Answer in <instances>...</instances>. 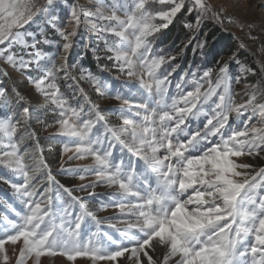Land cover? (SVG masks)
I'll return each instance as SVG.
<instances>
[{"label":"snow or ice","instance_id":"6c2138e0","mask_svg":"<svg viewBox=\"0 0 264 264\" xmlns=\"http://www.w3.org/2000/svg\"><path fill=\"white\" fill-rule=\"evenodd\" d=\"M55 3L0 0V60L4 64L17 70L29 66L31 61L17 58L10 49L14 44L36 47L39 41L27 44L26 33L20 29L38 15L55 19ZM153 4L162 7L153 10ZM69 7L66 28L71 30L56 28L63 41L61 50L49 58L51 67L42 69L46 78H30V82L59 110V119L46 127L57 126L56 134L67 138L62 142L63 153H72L69 159L92 160L81 169L62 165V171L81 181L95 177L75 191L88 192L97 207H90L88 200L61 184L42 152L21 148L25 133L35 135L30 131L28 107L18 118L0 119V165L17 173L22 182L3 176L0 180L10 184L23 204L22 211L8 205L15 218L0 215V264H11L13 256L15 264H42L43 257L55 256L71 264L78 259L90 264H264V167L241 159H264V100L259 99L264 89L258 83H246L252 91L246 93V101L237 103L238 93L224 63L215 80L211 68L199 78L183 73L175 85L178 93L169 96V77L179 64L161 73L162 65L176 56L153 55L150 38L172 24L185 8V0H112L110 4L95 0L90 8L77 3ZM193 10L200 15L195 24L185 23V28H198L201 17L209 14L221 24L227 20L244 28L234 17H223V9L214 10L207 0H190L187 11ZM82 25L104 34L106 58L138 81L135 91L142 100H133L131 90L122 95L91 72L79 78L71 75L68 57ZM108 36L115 39L109 41ZM241 71L255 75L250 68L241 66ZM0 72L8 75L6 69ZM57 73L72 82L69 87L76 85L87 109L83 104L73 106L61 94ZM189 75L191 87H182ZM81 80L90 83L99 97L108 96L127 107L102 110L80 86ZM13 92L25 100L15 88ZM0 102L8 104L4 87H0ZM110 114L122 123H110ZM114 151L119 153L115 158ZM98 186L114 191L102 198L95 192ZM108 208L119 212L99 218L97 213ZM105 224L116 235L102 229ZM6 246H11V256Z\"/></svg>","mask_w":264,"mask_h":264},{"label":"rangeland","instance_id":"374dc122","mask_svg":"<svg viewBox=\"0 0 264 264\" xmlns=\"http://www.w3.org/2000/svg\"><path fill=\"white\" fill-rule=\"evenodd\" d=\"M43 4L44 0H40ZM95 0H67L64 3L63 0H56L53 5L55 8V19H51V16H36L33 21L28 25H25L21 32L26 33L24 40L27 44H31L34 40L39 41L35 48L21 47L18 44H14L10 51L15 53L17 58L23 57L25 60L31 61L29 66L24 69H13L10 66L3 63L0 60V68L6 69L7 76H4L0 72V87L7 89L8 104L4 105L0 102V119H6L9 116L12 118H18L22 115V109L24 107L29 108L30 113V131L35 135H24V142L21 148H28L31 152H42L45 161L56 179L65 187L74 189V194L84 197L89 201L90 207H97L92 204V197H89L88 192L75 191L81 184L91 183L95 177L89 176L85 180L81 181L68 172L62 171L63 169H81L88 167L92 164V160L69 159L72 153H63V141H66V137H61L56 134L57 126L46 127V125H53L54 122L59 119V110L54 109V106L46 101L44 97L38 93L32 83L31 79L46 78L47 74L42 69L45 65L51 67L50 57H55L61 50L60 46L63 43L56 28H66L67 21L70 17L69 5L77 3L80 8H90L93 6ZM106 3H112V0H105ZM214 10L222 11L223 17H234L244 25L241 30L236 23H228L227 20L223 24L217 22L211 15L201 17L200 25L198 28L188 29L190 30L189 37L185 39L184 36L179 38L177 34L183 33L182 26L185 23L190 22L195 24L199 12L193 10L187 11L190 6V0H185V8L173 19L172 24L167 29L161 30L151 37L152 41V54L153 55H175L176 59L166 62L159 70L161 73L170 69L172 66L179 64V68L169 77L171 84L169 86V96H174L178 93L175 85L180 81V77L183 73L189 74L195 73V76L199 78L202 76L206 69L211 68L213 70V79L215 80L216 71L224 63L228 64V74L232 78V88L238 93L235 96L237 103L246 101L248 96L246 93L252 91L251 88H246L245 84H259L261 89H264V0H243V7L240 6L241 0H207ZM153 10H156L162 6L153 4L151 5ZM167 7V6H163ZM93 23H96V17L89 18ZM159 21H157L158 23ZM55 25V27H53ZM252 25V27H249ZM212 29L214 33L218 35L207 42L206 36L209 30ZM70 31L71 28H66ZM211 31V30H210ZM216 31V32H215ZM30 33V35L28 34ZM256 37V39H251ZM109 41L115 39L108 36ZM201 39V40H199ZM191 40V43L189 41ZM45 41H48L45 43ZM195 42V43H194ZM198 43L203 44V48L197 47ZM88 47L85 48L84 45ZM243 45V46H242ZM3 47V46H0ZM105 39L104 34L93 31L85 26H81L77 30V36L73 37V48L68 57V65L70 66L71 75H75L78 78L80 76H87L88 72H91L94 76L100 78L102 81H106L112 88L120 92L122 95H127L129 91H132V99L140 101L143 97L135 91L138 87V81L134 78L130 79L126 74L121 73L113 66V61L108 60L106 57L109 53L104 51ZM39 53V57L35 54ZM92 58V66L85 63L87 56ZM100 59H96V56ZM235 56V59L231 57ZM237 61L239 63H237ZM60 63L59 60L56 61ZM39 64V66H38ZM241 66L250 68L255 72L246 73L241 71ZM61 73H57L56 82L60 86V91L63 96L68 99V102L73 106L83 104L85 109L88 108L87 102L84 100L83 95L76 90V85L69 84L70 80L60 79ZM191 79V75L185 77L184 84L189 88L191 85L188 81ZM239 80V82H237ZM256 81V83H252ZM80 86L88 93L91 100L100 104L102 110H115L121 107H127L122 105L119 101L112 99L108 96L99 97L90 83L86 80L80 81ZM207 87V85H206ZM13 88L20 93L25 100L21 101L13 92ZM260 100H264V96L259 97ZM204 118L201 117V120ZM242 120L244 117L241 118ZM109 122L112 124L120 125L122 121L116 115H109ZM231 122V121H230ZM97 129L102 131L101 126L98 124ZM94 129L93 131H97ZM21 129V132H24ZM21 133H18L19 136ZM38 142V143H37ZM119 155L114 151V158ZM264 156V153L261 154ZM126 157V153H125ZM242 160H246L248 163L253 164L256 168L264 167V159L257 157L255 160L244 157ZM0 176H3L13 183H21L22 178L10 169L0 165ZM114 191V189L98 186L95 188V192L100 197H106L108 193ZM11 204L17 211L23 210V204L20 202L18 195L10 184L0 180V215H8L10 218H15V214L11 211L8 205ZM118 209L108 208L106 210L99 211L98 217L101 219L110 218L117 215ZM102 229L108 231L110 234L116 235L114 229L107 227V224L101 226ZM123 227V225H118ZM9 248V254L12 255L11 246ZM53 258V259H52ZM11 264H15V256H13ZM28 264H32L31 261ZM42 264H71L66 258L61 256L55 257H43ZM76 264H90L86 259H78Z\"/></svg>","mask_w":264,"mask_h":264},{"label":"trees","instance_id":"16d2710c","mask_svg":"<svg viewBox=\"0 0 264 264\" xmlns=\"http://www.w3.org/2000/svg\"><path fill=\"white\" fill-rule=\"evenodd\" d=\"M187 23H190V22H187ZM182 30H183V33L177 34L178 35L177 38H179L180 36H184L185 39L187 37H189L188 34H189L190 30H188V28H185L184 25L182 26ZM207 30H209L210 33H208V35L206 36V39H207V42H211V40L214 38V34H215V37H216L218 35V33H214V31L212 29H207ZM185 31H187V32L189 31L188 34L185 33ZM199 40H201V39H199ZM85 63L90 64V66H92L91 65L92 64V58L90 57V55H89V57L87 56V58L85 59ZM252 83H256V81H252Z\"/></svg>","mask_w":264,"mask_h":264},{"label":"bare ground","instance_id":"6f19581e","mask_svg":"<svg viewBox=\"0 0 264 264\" xmlns=\"http://www.w3.org/2000/svg\"><path fill=\"white\" fill-rule=\"evenodd\" d=\"M150 254H152L151 252H150ZM154 258H155V256H154ZM53 259V258H52Z\"/></svg>","mask_w":264,"mask_h":264}]
</instances>
